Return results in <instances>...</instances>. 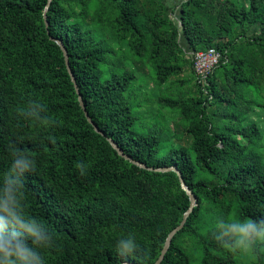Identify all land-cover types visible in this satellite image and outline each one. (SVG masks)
Instances as JSON below:
<instances>
[{
  "label": "trees",
  "instance_id": "trees-1",
  "mask_svg": "<svg viewBox=\"0 0 264 264\" xmlns=\"http://www.w3.org/2000/svg\"><path fill=\"white\" fill-rule=\"evenodd\" d=\"M172 1L52 0L45 28L47 0H0V173L12 142L37 160L25 183L30 210L58 241L47 264H121L115 244L127 233L140 251L126 263L153 264L189 209L174 172L129 163L107 138L146 167H175L195 197L160 264H237L212 238L214 215L264 219L262 133L250 118L263 107L264 0ZM50 37L62 43L102 135ZM207 49L221 58L199 81L192 58ZM146 74L153 88L141 100L137 81ZM32 99L55 124L42 129L21 115ZM148 104L163 111L159 132L140 111Z\"/></svg>",
  "mask_w": 264,
  "mask_h": 264
},
{
  "label": "clouds",
  "instance_id": "clouds-1",
  "mask_svg": "<svg viewBox=\"0 0 264 264\" xmlns=\"http://www.w3.org/2000/svg\"><path fill=\"white\" fill-rule=\"evenodd\" d=\"M18 111L40 128L55 124L42 100L32 99ZM10 163L0 173V264H47L45 253L58 247L55 232L41 216L29 207L28 174L37 170V160L17 142L9 145ZM88 164L76 163L81 176L87 175ZM212 238L219 248L228 252L245 253L253 260L264 248V219L242 214L214 215ZM115 251L126 264L140 251L137 236L127 233L116 240Z\"/></svg>",
  "mask_w": 264,
  "mask_h": 264
},
{
  "label": "rangeland",
  "instance_id": "rangeland-1",
  "mask_svg": "<svg viewBox=\"0 0 264 264\" xmlns=\"http://www.w3.org/2000/svg\"><path fill=\"white\" fill-rule=\"evenodd\" d=\"M181 0H173L172 4H175ZM95 27V26H94ZM96 28V27H95ZM259 30V25H255L249 28L247 35L251 34H256ZM141 89L139 92L136 91V96L143 100V99H148L150 96V93L152 91V83H151V77L150 74H146L145 76H140L138 81H137V89ZM144 88V89H143ZM161 95H165V92L163 90H160ZM134 94V95H135ZM134 96L132 95V98ZM263 107H257L254 108V112L250 115V118L256 123L257 127L262 133V141L260 143L259 151L264 157V90H260V93L258 95L257 99ZM140 111L145 112L144 116L149 118V122L151 126L148 128L150 132L156 133L161 131L162 128V113L163 111L160 110L159 106L157 104L154 105H146L140 109ZM166 118L168 120L169 115H166ZM172 121L169 120V124L171 125ZM142 125V124H141ZM163 134V138L166 137V134L161 132ZM233 254L234 260L237 262V264H264V248H261L259 252L257 253V257L255 260L250 258L247 254L245 253H239V254ZM190 264H195L193 261H191Z\"/></svg>",
  "mask_w": 264,
  "mask_h": 264
},
{
  "label": "water",
  "instance_id": "water-1",
  "mask_svg": "<svg viewBox=\"0 0 264 264\" xmlns=\"http://www.w3.org/2000/svg\"><path fill=\"white\" fill-rule=\"evenodd\" d=\"M52 0H47L46 2V7H45V10H44V13H43V20H44V24H45V28H47V22H46V15H45V12L47 11V8L48 6L50 5ZM50 40L54 41L60 48L61 52H62V55H63V58H64V62H65V67H66V71L70 77V80L73 84V87L75 89V92L77 94V97H78V103H79V106L81 108V110L83 111L84 113V116L87 120V122L93 127L94 131L100 135H102V133L98 130V128L92 123L91 119L89 118L87 112L85 111V107L83 105V102L80 98V95H79V91L77 89V86H76V83H75V79L70 71V68L68 66V60H67V54H66V51L62 45V43L58 40H55L53 38H49ZM107 142L110 144V146L116 151V153L123 159L127 160L129 163L143 169V170H146V171H150V172H166V171H172L174 172L177 176H178V179H179V183H180V187L181 189L186 193V195L189 197V201H190V206H189V209L187 210V212L183 215L182 217V220L181 222L172 230L169 232V234L167 235L166 239L164 240V245L161 249V252L158 256V258H156L155 262L153 264H160V262L162 261L166 251L168 250V247L170 245V239H172V237L175 235V233L177 231H179L184 223H185V220H186V217L188 216L189 212L191 211V208L194 206L195 204V197L193 196V194L191 193V191L186 187V185L184 184L181 176H180V173L178 172V170L175 168V167H168V168H151V167H146L144 164H141L135 160H133L132 158L124 155L122 153V151L117 147V145L111 140V139H106ZM126 264H131V263H126Z\"/></svg>",
  "mask_w": 264,
  "mask_h": 264
},
{
  "label": "built area",
  "instance_id": "built-area-1",
  "mask_svg": "<svg viewBox=\"0 0 264 264\" xmlns=\"http://www.w3.org/2000/svg\"><path fill=\"white\" fill-rule=\"evenodd\" d=\"M220 58V53L215 49L199 50L195 52L192 58V67L196 78L199 81H204L218 65Z\"/></svg>",
  "mask_w": 264,
  "mask_h": 264
}]
</instances>
